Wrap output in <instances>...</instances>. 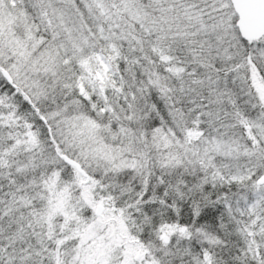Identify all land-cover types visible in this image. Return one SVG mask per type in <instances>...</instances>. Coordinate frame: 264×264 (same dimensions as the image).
I'll return each mask as SVG.
<instances>
[{"label":"snow or ice","instance_id":"obj_1","mask_svg":"<svg viewBox=\"0 0 264 264\" xmlns=\"http://www.w3.org/2000/svg\"><path fill=\"white\" fill-rule=\"evenodd\" d=\"M0 264H264V0H0Z\"/></svg>","mask_w":264,"mask_h":264}]
</instances>
